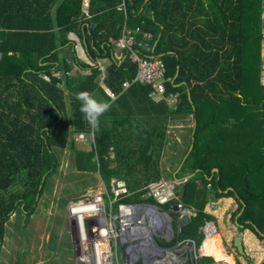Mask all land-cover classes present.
<instances>
[{
	"label": "trees",
	"instance_id": "obj_1",
	"mask_svg": "<svg viewBox=\"0 0 264 264\" xmlns=\"http://www.w3.org/2000/svg\"><path fill=\"white\" fill-rule=\"evenodd\" d=\"M81 5L0 0V247L10 215L33 211L58 166L56 149L69 150L74 169L96 173L108 192L111 179L123 181L129 194L118 201L171 215L173 204L188 208V220L172 226L177 240L187 233L198 246L199 226L213 221L205 207L222 197L236 202L237 233L263 239L264 0H89L86 12ZM124 22L151 34L152 53L164 64L158 101L148 84L122 87L136 72L128 51L111 42ZM80 90L109 103L95 127L79 110ZM168 128L187 138L168 174L180 180L174 197L159 204L144 195L162 179ZM77 133L88 136V149L75 147Z\"/></svg>",
	"mask_w": 264,
	"mask_h": 264
},
{
	"label": "rangeland",
	"instance_id": "obj_2",
	"mask_svg": "<svg viewBox=\"0 0 264 264\" xmlns=\"http://www.w3.org/2000/svg\"><path fill=\"white\" fill-rule=\"evenodd\" d=\"M262 32L264 34V11L262 12ZM80 52V51H79ZM261 55L263 57V67L261 70V81L264 83V38L261 43ZM99 66L104 68V63L99 61ZM180 130V129H178ZM175 128H168V142L162 151L160 165L163 170L161 178L169 180V172L175 166L180 158V153L184 148L183 142L186 140V133L178 131ZM183 133V134H182ZM182 134V135H180ZM173 141L176 143L173 144ZM90 140H74L76 148L88 149ZM58 166L45 183L41 196L38 198L33 211L26 216L21 209L15 210L4 224L3 241L0 247V264H76L73 242L77 236L76 224L67 211V203L80 199L90 198L95 195H103L104 184L98 178L96 173L78 172L74 169L72 155L69 150L56 149ZM104 201L106 203V198ZM236 206L234 199L222 197L215 202H210L205 209L212 217L216 231L222 237V243L227 245L234 253L232 247L231 235L238 232L237 226L230 219V214ZM144 210L141 213H143ZM180 213L175 215L169 213L170 218L165 224L171 226L179 225L181 222ZM148 224V218L145 217ZM161 234H156L155 239L159 242L161 239L169 242L176 239L175 230L173 235L166 241L164 234L166 229H159ZM245 230H242L244 232ZM86 233V230H85ZM87 234V233H86ZM213 237L220 239V235ZM183 241V239H178ZM177 239L172 242L174 245ZM251 240V239H250ZM185 242H181L180 255L178 259L187 264H196L199 259L193 257V245L188 242L189 247H184ZM217 245L220 246V243ZM124 245H122L123 248ZM245 255L250 257V261L244 258V255L236 256L235 264H258L257 258L263 254L264 238L259 243L255 240L253 244L245 243ZM122 250V249H121ZM134 254L136 251H133ZM120 253V247L117 245L116 264H126L129 258ZM191 256L193 259H191ZM208 256V255H207ZM246 257V256H245ZM213 260V258H212ZM215 260V259H214ZM222 261V260H216ZM234 263V260H233ZM129 264H142V258L130 260ZM211 264V262H207Z\"/></svg>",
	"mask_w": 264,
	"mask_h": 264
},
{
	"label": "built area",
	"instance_id": "obj_3",
	"mask_svg": "<svg viewBox=\"0 0 264 264\" xmlns=\"http://www.w3.org/2000/svg\"><path fill=\"white\" fill-rule=\"evenodd\" d=\"M88 1L82 0L81 8L84 12L87 11ZM121 8H123L122 3ZM150 38L149 32L142 31L139 26L129 27L124 22L120 35L116 39H111V42L117 49H126L130 59L136 63L135 75L130 81H123L122 87L125 88L134 81L148 84L151 87L150 98L153 101H158L163 98L164 94L165 67L162 60L153 55V44L148 42ZM99 68L103 69L101 66ZM44 77L48 79L47 76ZM104 89L111 98L115 97L109 89ZM86 138L88 136L84 133L74 134V140L83 141ZM184 179L185 177L182 178V180ZM179 181L178 178H173L149 182L144 196H151L157 203L163 204L174 197V188ZM128 194L123 181L111 179L109 192L104 187L103 195L99 194L67 203L68 214L75 221L78 233V237L73 242L75 257L78 261L76 264H116L117 245L120 247L118 255L120 256L125 252L126 247L133 248L136 244V238L141 235L143 228L142 217L144 213H147L148 205L118 201ZM103 196L106 198V203ZM115 203L116 206H114ZM81 204L89 206V208L77 210L78 212L74 211V208L78 209ZM143 210L144 212L140 214ZM208 224L214 226L213 221H206L198 228L203 235H205V226ZM164 237L167 238V235L164 234ZM181 242H185L187 246L188 242L193 245V240L190 238ZM181 242L178 245L181 246ZM122 245H124L123 248ZM193 252L196 257L200 256V253L204 255L201 250L198 253ZM135 256L136 253L132 252L128 257L130 260H134Z\"/></svg>",
	"mask_w": 264,
	"mask_h": 264
},
{
	"label": "water",
	"instance_id": "obj_4",
	"mask_svg": "<svg viewBox=\"0 0 264 264\" xmlns=\"http://www.w3.org/2000/svg\"><path fill=\"white\" fill-rule=\"evenodd\" d=\"M192 131H194V128ZM190 147L191 145L189 146V149ZM172 210L177 211L181 214V220L183 222L188 220V216H189L188 208L186 207L182 208L178 204H173ZM149 211L153 213L154 218L157 222H161V224L165 225L166 221L168 220L167 212L160 211L157 206L152 205V204L148 205L147 214ZM147 217H148L149 223L147 224L145 221L143 222L144 230L141 231V235L136 238L137 242L136 244H134L133 248L131 246L126 247V249L124 250L125 256L128 257L130 253H132L133 251H136V256L134 259H138L139 257H141L142 264H187L185 262L179 263L169 258V255H168L170 253L168 251L169 248L161 247L155 239V235L160 234L158 230L159 228L151 225V218H152L151 215L149 216L147 215ZM166 229L169 235L172 234L173 230L170 224L166 225ZM181 235L184 236V239L189 238V235L187 233L184 234L183 232H181ZM202 240L203 239H201L200 244L198 245V249H197L198 252L200 251ZM176 245L177 243L175 244V246ZM232 245L234 246V248L239 254H244L241 233H236L233 236ZM193 246H195V244ZM177 251H178L177 249H172L171 253L173 252L174 254V253H177ZM191 259H193V257H191ZM194 259H196V256L194 257ZM129 261L130 259L129 260L127 259L126 264H129ZM211 264H214V263H211Z\"/></svg>",
	"mask_w": 264,
	"mask_h": 264
},
{
	"label": "clouds",
	"instance_id": "obj_5",
	"mask_svg": "<svg viewBox=\"0 0 264 264\" xmlns=\"http://www.w3.org/2000/svg\"><path fill=\"white\" fill-rule=\"evenodd\" d=\"M75 99L77 100V101H79V110H80V112H82L83 114H84V117H85V119L88 121V123H89V125L90 126H92V127H95V125H96V123H97V120H98V117L102 114V113H104L108 108H109V103L108 102H104V101H99V100H97L96 98H94L93 96H91L90 95V93L88 92V91H86V90H80V91H78V92H76L75 93ZM137 203V202H136ZM142 204H145V205H150V204H146V203H142ZM152 205H155V204H152ZM180 207H181V205L180 204H178ZM155 206H157V205H155ZM158 207V209L160 210V211H163V212H167V211H165V210H162L159 206H157ZM183 208V207H182ZM173 211V210H172ZM173 212H177V211H173ZM191 211L189 210V214L188 215H190L191 213H190ZM167 214H168V219L170 218V216H169V213L167 212ZM147 216V214L146 215H144L143 217H142V219L146 222V220H145V217ZM189 217V216H188ZM148 218V217H147ZM180 218H181V215H180ZM143 221V222H144ZM182 221V220H181ZM181 223V222H180ZM180 223H179V225H180ZM168 224H170V223H168ZM166 225L167 224H165V225H163V227H161L162 228V230L165 228L166 229ZM171 225V224H170ZM178 225V226H179ZM143 228H142V231L144 230V225L142 226ZM172 227V226H171ZM161 228H159V229H161ZM158 229V230H159ZM172 230H173V228H172ZM160 232V231H159ZM160 234H161V232H160ZM165 234L167 235V238H165V240L166 241H168L170 238H171V236L173 235V231H172V234H170L169 235V233H168V231H167V229H166V232H165ZM202 234V233H201ZM204 237V235L202 234V238ZM191 239V238H190ZM183 240H184V238H183ZM157 241V240H156ZM179 242H181V241H177L176 243H177V245L175 246V244L174 245H171V246H169V245H162V244H160V243H158L161 247H164V248H169V252L171 253V250L172 249H177L176 247L178 246V243ZM195 243H194V241H193V245H194ZM200 244V243H199ZM174 246V247H173ZM173 247V248H172ZM193 248H195V250H193V251H195V253H198V251H197V249H198V246H193ZM173 253V252H172ZM171 253V254H172ZM174 254H177V253H174ZM179 255H180V253L178 254V256H173V257H175L176 259L174 260V258H170V259H172V260H174V261H176V262H185V261H182V260H180V259H178V257H179ZM202 256H207V255H200V256H197L196 257V259L195 260H197V259H200ZM209 256V255H208ZM192 257V256H191ZM193 257H195L194 256V254H193ZM130 259V258H129ZM134 259V258H133ZM134 260H136V259H134ZM199 262V261H198ZM186 263V262H185ZM196 264H199V263H197L196 262ZM200 264H207V263H205L204 261H202V262H200Z\"/></svg>",
	"mask_w": 264,
	"mask_h": 264
},
{
	"label": "bare ground",
	"instance_id": "obj_6",
	"mask_svg": "<svg viewBox=\"0 0 264 264\" xmlns=\"http://www.w3.org/2000/svg\"><path fill=\"white\" fill-rule=\"evenodd\" d=\"M83 206L82 204L78 206L77 208H74L76 212H78L77 210L81 211V210H87L89 208V206ZM147 213H144V215H146ZM148 216L151 215V225H153L154 227H158L161 228L163 226V224H161V222H157L154 218L153 213H151V211L148 212L147 214ZM141 218V216H140ZM205 235L204 238L202 240L201 246H200V250L203 254L205 255H209L211 256L213 259L215 260H222V262L228 263V264H233V260L234 257L225 250L226 246L222 243L221 241V235L216 231V229H214V226L212 224H208L205 226ZM137 234V233H136ZM215 234H219L220 235V239L218 240L216 237H213ZM218 243H220V246L217 245ZM184 247H188L187 245H185ZM227 249V248H226ZM228 250V249H227ZM170 258H174V260L176 259L175 254H168Z\"/></svg>",
	"mask_w": 264,
	"mask_h": 264
},
{
	"label": "crops",
	"instance_id": "obj_7",
	"mask_svg": "<svg viewBox=\"0 0 264 264\" xmlns=\"http://www.w3.org/2000/svg\"><path fill=\"white\" fill-rule=\"evenodd\" d=\"M214 223V222H213ZM237 233V232H236ZM236 233H234L233 235H231V239L233 238V236L236 234ZM241 235H242V246H243V249H245V243H250V244H253V242L255 241V240H257V241H259V243L263 240V239H258V238H256V236L252 233V232H250L249 230H245L244 232H241ZM251 239V240H250ZM223 240V239H222ZM232 243V242H231ZM224 244V243H223ZM227 246V245H226ZM228 247V246H227ZM228 249L231 251V249L228 247ZM225 250L227 251V249L225 248ZM245 252V251H244ZM231 253L232 254H234L232 251H231ZM245 254V253H244ZM233 256V255H232ZM234 257V263L233 264H235V259H236V256H233ZM249 258V260H251L250 259V257H248ZM257 260H258V264H264V251H263V254L262 255H260L258 258H257ZM199 263V262H198ZM205 263H207V262H205ZM211 263H214V264H228V263H225V262H222V261H216V260H212V262ZM252 264H254V262L252 263Z\"/></svg>",
	"mask_w": 264,
	"mask_h": 264
},
{
	"label": "flooded vegetation",
	"instance_id": "obj_8",
	"mask_svg": "<svg viewBox=\"0 0 264 264\" xmlns=\"http://www.w3.org/2000/svg\"><path fill=\"white\" fill-rule=\"evenodd\" d=\"M180 247H181L180 245H178V247H176V248H177V250H178V251H177V254H175L176 256H178V254L180 253V252H179V250H180Z\"/></svg>",
	"mask_w": 264,
	"mask_h": 264
}]
</instances>
